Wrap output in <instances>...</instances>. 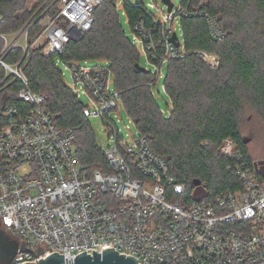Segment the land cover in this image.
Wrapping results in <instances>:
<instances>
[{"label":"built area","instance_id":"built-area-1","mask_svg":"<svg viewBox=\"0 0 264 264\" xmlns=\"http://www.w3.org/2000/svg\"><path fill=\"white\" fill-rule=\"evenodd\" d=\"M104 1L34 2L26 6L31 16L23 26L0 33V87L11 76L19 80L17 100L22 103L6 104L1 113L6 127L0 131V232L18 244L10 264L38 263L54 253L71 263L83 252L93 256L94 250L102 254L107 249L133 257L137 264H264V170L259 162H241L227 140L221 151L237 162L228 171L242 183L240 190L207 199L204 184L189 189L176 183L167 158L152 150L148 135L138 130L130 139L121 135L116 118L122 101L108 64L98 61L71 71L77 99L81 94L89 99L83 116L100 118L108 127L109 145L99 146L107 172L89 173L76 157L74 132L58 127L45 105L46 95L32 90L23 67L33 49L44 43V56L62 55L74 35L92 30L95 10ZM178 14L187 11L173 7L163 19L154 16L151 28L144 19L134 26L133 45L144 50L159 78L164 67L187 54L180 50L174 25ZM6 23L0 14V28ZM209 24L213 38L222 40L225 32L217 20L209 19ZM174 34L179 47L172 42ZM17 49L20 59L8 63ZM195 54L209 67L219 66L215 56Z\"/></svg>","mask_w":264,"mask_h":264},{"label":"trees","instance_id":"trees-1","mask_svg":"<svg viewBox=\"0 0 264 264\" xmlns=\"http://www.w3.org/2000/svg\"><path fill=\"white\" fill-rule=\"evenodd\" d=\"M29 1L32 0H0V14L7 17L0 33L14 32L28 21ZM33 1L42 4L46 0ZM116 5V0H105L97 7L92 30L72 40L62 55L44 56L41 43L23 67L32 90L46 95L45 105L57 126L74 132L75 154L81 167L89 173L108 169L90 121L83 116V103L56 67L59 60L71 66L95 61L108 64L125 111L137 130L150 137L152 150L167 158L169 173L176 183L191 189L193 181L200 180L207 188V199L240 190L242 183L228 171L235 169L237 162L221 149L229 140L241 162L253 161L240 130L239 116L243 104L248 103L264 119V0H181L180 9L187 15L178 14L180 50L187 54L164 67L162 88L171 101L167 112L155 99L161 78L137 67L141 54L132 40L135 24L144 19L145 26L151 28L155 15L143 3L126 0L123 8L132 30L129 37ZM52 13L56 14L55 8ZM209 19H216L224 30L222 40L213 38ZM37 32V28L31 30L30 41ZM197 52L215 56L219 66L209 67ZM21 54L17 49L6 60L15 63ZM2 77L0 69V80ZM20 86L19 80L11 76L0 87V131L6 127L1 117L3 107L10 100L22 106L17 100ZM260 166L264 170V163Z\"/></svg>","mask_w":264,"mask_h":264},{"label":"rangeland","instance_id":"rangeland-1","mask_svg":"<svg viewBox=\"0 0 264 264\" xmlns=\"http://www.w3.org/2000/svg\"><path fill=\"white\" fill-rule=\"evenodd\" d=\"M130 3H143L145 7L149 10L150 13L153 15L159 17V19H163V15L168 12V8L162 3V0H128ZM35 1H29L27 3V8H31L33 3ZM157 4H156V3ZM37 3V2H36ZM172 3L174 5V10L178 9L181 4V0H172ZM116 11L118 12L122 28L124 32L130 37L131 36V27L128 24L127 17L124 12V6L123 3L120 2V0L116 1ZM149 4H153L154 7L150 8ZM26 12L28 10L26 9ZM30 14V13H29ZM62 23L65 25L66 23L62 21ZM176 32L181 39V29L179 21L176 20L175 23ZM140 61L139 64L141 67L145 68L149 72H153L155 70L154 67H152L148 61V58L146 54L144 53V50L140 51ZM207 65L209 63L202 59ZM100 64V62H89L87 65L88 67H94ZM74 66V63L72 64ZM72 66L65 65L61 60L56 62V67L58 70H61L64 76V81L68 87H74V80L72 77ZM166 74V69L163 68L162 70V76L158 83V90L156 92L155 99L157 101L158 106L161 110L166 111L168 110V107H171V101L170 98L165 94L164 89L162 88V81L163 77ZM31 85V83H29ZM80 91H82V88L80 87ZM81 102L84 104L89 103V99L86 95L81 94ZM14 103L13 100H10L8 102L9 105H12ZM240 130L243 135V137L246 140L247 143V150L249 157L256 162L264 163V119L262 118L261 114L255 108L254 106L244 103L242 106V110L240 113ZM119 120L118 123V129H120V133L122 136H124L127 139H130L131 137L138 136V131L134 125V123L131 122V118L125 111L123 105H120V110L117 113V118ZM90 125L94 134V140L97 143L98 146L101 148H106L109 145V138H108V127L106 124L100 119H89ZM84 137V136H82ZM222 150V149H221ZM203 194V189L198 190L197 197H201Z\"/></svg>","mask_w":264,"mask_h":264},{"label":"water","instance_id":"water-1","mask_svg":"<svg viewBox=\"0 0 264 264\" xmlns=\"http://www.w3.org/2000/svg\"><path fill=\"white\" fill-rule=\"evenodd\" d=\"M162 3L168 7V12L171 13L173 10L172 0H162ZM81 37L80 35H74L73 40L77 41ZM176 34L172 37V42H174L176 47L180 46V43ZM138 68L145 69L140 65ZM201 181L196 179L193 181L194 187L201 186ZM18 248V244L16 241L10 240L5 234L0 232V261H5V264H10L12 259L16 255V250ZM67 261V259H66ZM64 256L59 255L58 253H54L47 257L46 259H41L38 263L34 264H137V260L130 256L120 255L114 249L104 250L103 253H97L95 250L93 251V256L86 254L83 252L77 258L69 263L66 262Z\"/></svg>","mask_w":264,"mask_h":264},{"label":"flooded vegetation","instance_id":"flooded-vegetation-1","mask_svg":"<svg viewBox=\"0 0 264 264\" xmlns=\"http://www.w3.org/2000/svg\"><path fill=\"white\" fill-rule=\"evenodd\" d=\"M0 264H5V261H0Z\"/></svg>","mask_w":264,"mask_h":264}]
</instances>
